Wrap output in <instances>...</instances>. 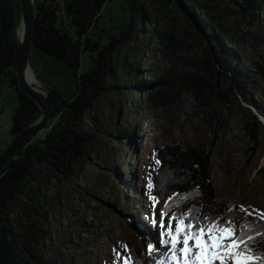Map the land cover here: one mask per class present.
I'll return each mask as SVG.
<instances>
[{
  "label": "trees",
  "instance_id": "1",
  "mask_svg": "<svg viewBox=\"0 0 264 264\" xmlns=\"http://www.w3.org/2000/svg\"><path fill=\"white\" fill-rule=\"evenodd\" d=\"M107 1L63 0L60 4L56 0H35L30 62L37 77L48 89L59 92L66 104L55 115L56 121L52 120V127L45 136H33L0 171V264H76L75 252L70 251L77 235L73 237L71 230L56 227L55 222L62 214L61 194L56 188L65 179H72L77 169L90 160L91 154L105 152L116 157L123 155L127 149L124 143L126 139L118 140L124 138L123 135H127L133 126L126 123L119 125L120 104L114 101L113 96L120 101L121 94L135 93L145 84L141 76L135 73L138 71L135 68L137 61L122 60L117 56V49L123 43L130 44L139 29L144 33L143 42L146 44L156 38L176 46L187 44L185 38L176 39L166 33L162 35V31L152 26V21L155 23L157 20L151 18L156 10L152 8L163 3V0H128L132 14L127 25L117 26L119 32L113 34L108 42H104L102 36H91L90 32L97 26L100 12ZM245 1L257 7L258 18H264V0L260 5L256 0ZM177 2L188 12L185 20L189 28L195 29L201 42L203 57L198 61V58L193 60L200 73L184 72L151 81L148 83L152 90L147 96V106L152 108L167 104L163 102L166 90L169 97L166 101L170 104L180 102L183 93L190 91L195 94L198 106L210 118V124H213L218 111L212 101L219 100L226 107L235 104L239 94L243 98L241 103L237 102L248 117L245 125L251 133L255 150L264 128V122L259 117V114L264 116V99L256 102L252 95L259 94L264 98V87L261 88L258 82L262 79L264 84V70L259 66L252 70L248 66L236 46L240 26L228 25L229 21L223 20L216 0H213V4L209 0ZM144 4L153 7L147 8ZM136 11L139 21L135 17ZM21 16L20 0H0V82L7 79L16 89L18 98L10 129L12 140L42 115L40 107L20 89L17 80L16 36ZM147 20L151 21V25H147ZM66 21L68 25L71 24L70 28L65 26ZM193 45H187L188 49H193ZM86 50L97 52L99 56L84 72L82 53ZM137 55L133 53V56ZM244 101L255 105L258 114L244 106ZM104 103L116 108L110 124L102 123L93 112L98 111ZM139 108L140 104L135 103L132 111L127 113V121L128 115L136 113ZM116 141L118 143L113 146ZM157 159L159 165L152 172L153 195L166 203L163 207L165 215L174 212V216L197 227L216 223L229 225L227 218L219 214L207 216L208 205L213 204L214 207L216 197L214 186L209 181L210 153L206 149L174 143L161 148ZM120 186L116 188L122 191ZM46 188H52L53 193L46 194ZM168 191L173 195L165 199ZM94 197L98 201L95 209L100 210L105 206L114 209V204L108 200L101 196ZM240 226L243 229L241 235L245 238L247 235L256 237L254 245L257 254L264 253V236H257V233H264V219L247 214ZM129 246V264H159L162 252L155 250L150 254L138 246ZM260 264H264V261Z\"/></svg>",
  "mask_w": 264,
  "mask_h": 264
},
{
  "label": "rangeland",
  "instance_id": "2",
  "mask_svg": "<svg viewBox=\"0 0 264 264\" xmlns=\"http://www.w3.org/2000/svg\"><path fill=\"white\" fill-rule=\"evenodd\" d=\"M216 1L223 20H228V25L240 26L236 46L248 66L252 70L253 67L257 69V66L264 70V18L256 16L257 7L245 0ZM56 2L61 4L63 0ZM162 2L154 8L144 4L147 8L156 9L151 18L155 17L157 20L155 23L152 21V26L162 31V35L166 33L176 39L185 38L187 44L176 46L161 38L146 44L143 42L144 33L139 29L130 44L120 45L116 51L117 56L122 60L137 61L135 68L138 71L135 73L145 82L135 93L121 94L120 101L117 96H113L114 101L120 104L119 125L126 123L133 126L127 135H123L124 138L118 140L126 139L124 143L127 149L121 157L105 152L91 154L90 160L84 167L77 169L72 179H65L66 181L56 188L61 194L62 211L60 219L55 222L56 227L60 226L65 231L71 230L73 237L77 235L73 250L70 251L75 252L76 264H129L130 244L148 253V247L152 245L155 250L162 252L159 264H177L170 245L161 241L170 240L168 225L172 224L174 235L180 219L173 215L174 212L166 215L162 212L166 203L153 195L152 181V172L159 165L158 151L174 143H180L183 147L197 145L210 153L209 181L214 186L216 202L214 207L213 204L208 205L207 216L219 214L227 218L229 225L234 227L240 226L247 214L264 219V128L260 132L259 146L253 150L255 145L245 125L248 117L239 107L242 96L238 94L239 103L236 101L226 107L214 99L212 103L218 111V117L213 124H210V118L198 106L195 94L190 91L183 93L180 102L170 104L166 101L169 98L166 90L167 95L163 102L167 104L152 108L147 106V96L152 90L148 83L178 73H200L193 60L198 58V61L203 57L201 42L195 29L189 28V23L185 20L188 14L186 9L179 6L177 0ZM190 2L193 3L194 0ZM262 2L263 0H256L257 5ZM209 3L213 4V0H209ZM248 5L250 7L247 9ZM131 14L128 0H108L100 12L97 26L91 30L90 35L102 36L103 41L108 42L113 34L119 32L117 26L129 23ZM137 14L138 11L135 12V17L139 21ZM146 23L151 25L150 20ZM70 25L66 21L65 26L70 28ZM71 28L73 29L72 26ZM190 43L194 44L193 49H188L187 45ZM133 53L138 55L133 56ZM98 56L97 52L88 50L82 53L84 72L97 61ZM38 80L47 88L42 80ZM258 82L263 88V80ZM157 86L158 84L155 87ZM252 98L256 102L264 99L259 94H253ZM135 103H139L140 108L136 113L128 115L127 121V113L132 111ZM17 105L16 89L7 79H3L0 82V154L12 141L10 129ZM243 105L258 114L255 105L248 101H244ZM103 106L93 112L102 123L110 124L115 117L116 108L106 103ZM259 117L264 122V116L259 114ZM54 118L55 116L50 119L45 129L32 135L30 140L35 137L43 138L51 129ZM87 127L91 128L88 122ZM149 184L152 185L151 188ZM118 185H121L122 191L116 188ZM44 192L53 193V189L46 188ZM94 195L114 204V209L110 206L95 209L98 201ZM172 195L173 193L168 191L165 199L171 198ZM46 206L49 207L48 204ZM128 214L130 217H127ZM178 264H183V260Z\"/></svg>",
  "mask_w": 264,
  "mask_h": 264
},
{
  "label": "snow or ice",
  "instance_id": "3",
  "mask_svg": "<svg viewBox=\"0 0 264 264\" xmlns=\"http://www.w3.org/2000/svg\"><path fill=\"white\" fill-rule=\"evenodd\" d=\"M151 187L149 184V188ZM161 226L163 227V223ZM168 228L170 240H162L161 243L170 245L177 264L181 259L183 264H260L264 261V253L257 254L255 251L256 237L247 235L245 238L240 234L243 230L241 226L233 228L228 225L211 224L197 227L180 219L174 235L171 223ZM257 236H264V233H257ZM148 251L150 254L154 252V246L149 245Z\"/></svg>",
  "mask_w": 264,
  "mask_h": 264
},
{
  "label": "water",
  "instance_id": "4",
  "mask_svg": "<svg viewBox=\"0 0 264 264\" xmlns=\"http://www.w3.org/2000/svg\"><path fill=\"white\" fill-rule=\"evenodd\" d=\"M22 7V16L19 28L17 29L16 42V75L20 89L33 99L42 110L41 117L27 129H25L18 137L14 138L0 154V171L7 162L16 155L17 151L23 147L38 131L45 129L48 122L56 114L60 113L66 104V100L56 90H47V94L32 87L27 79L26 70L29 68L34 76H36L31 62L30 53L32 46L33 23L35 13V0H20ZM22 27V37H19V29ZM37 77V76H36Z\"/></svg>",
  "mask_w": 264,
  "mask_h": 264
},
{
  "label": "bare ground",
  "instance_id": "5",
  "mask_svg": "<svg viewBox=\"0 0 264 264\" xmlns=\"http://www.w3.org/2000/svg\"><path fill=\"white\" fill-rule=\"evenodd\" d=\"M30 1L32 2V0H30ZM22 30H23L22 27H20V29H19V37L20 38L22 37ZM26 76H27V79H28V81L32 87H35L39 91L46 93V91L43 90L44 86H42V84L40 83L38 78L32 74V72L29 68L26 70Z\"/></svg>",
  "mask_w": 264,
  "mask_h": 264
}]
</instances>
